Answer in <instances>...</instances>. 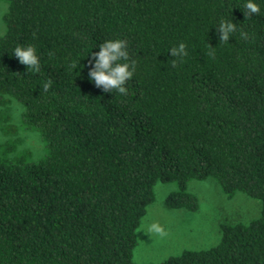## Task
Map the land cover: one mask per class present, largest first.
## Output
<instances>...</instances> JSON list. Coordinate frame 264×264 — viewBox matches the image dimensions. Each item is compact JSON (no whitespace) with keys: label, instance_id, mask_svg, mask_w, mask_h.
Segmentation results:
<instances>
[{"label":"trees","instance_id":"trees-1","mask_svg":"<svg viewBox=\"0 0 264 264\" xmlns=\"http://www.w3.org/2000/svg\"><path fill=\"white\" fill-rule=\"evenodd\" d=\"M2 1L0 98L21 106L43 154L0 145V264H136L156 184L178 185L168 208L195 212L188 184L208 177L229 199L258 200L260 216L148 264H264V4L248 16L243 0ZM222 17L237 24L226 42ZM117 38L137 65L126 95L87 78L97 46ZM179 42L188 56L173 67ZM17 44L36 47L39 72L11 55Z\"/></svg>","mask_w":264,"mask_h":264},{"label":"rangeland","instance_id":"rangeland-1","mask_svg":"<svg viewBox=\"0 0 264 264\" xmlns=\"http://www.w3.org/2000/svg\"><path fill=\"white\" fill-rule=\"evenodd\" d=\"M7 5L0 0V31L5 30L4 14ZM21 106L8 97L0 98V145L13 143L17 151H30L35 157L43 154V145L37 133L27 129L21 120ZM176 183L158 182L155 186V202L142 219L145 225L156 223L162 234L149 233L140 227L136 231L137 246L133 260L136 264L160 263L185 250H206L216 246L221 239L224 224H248L261 214L258 200L243 193L229 199L218 182L208 177L192 180L188 191L199 203L198 210L170 209L166 197L176 191Z\"/></svg>","mask_w":264,"mask_h":264},{"label":"clouds","instance_id":"clouds-1","mask_svg":"<svg viewBox=\"0 0 264 264\" xmlns=\"http://www.w3.org/2000/svg\"><path fill=\"white\" fill-rule=\"evenodd\" d=\"M264 0H243L244 15L252 16L261 13V5ZM219 41L226 42L232 34L237 31V24L232 19L222 17L218 21L216 28ZM240 35L247 38V33L240 32ZM6 36V29L0 31V39ZM98 51L91 54L89 59V67L87 78L95 87L103 92H113L119 94H127L126 84L132 79L137 70L136 61L129 57V48L124 39H109L99 44ZM173 60V67L177 61H182L188 56L187 45L185 42H179L177 45L170 47L169 51ZM215 48L212 47L209 54L214 55ZM11 55L18 59V62L32 72H39L40 57L37 49L32 44H17L11 50ZM74 62V67L77 66ZM44 89L49 88V83L43 85ZM141 228L146 229L149 233L162 234V228L156 223H148L145 225L141 222Z\"/></svg>","mask_w":264,"mask_h":264}]
</instances>
